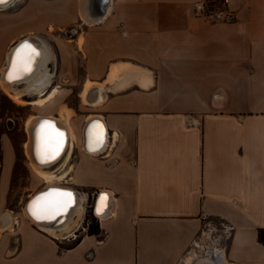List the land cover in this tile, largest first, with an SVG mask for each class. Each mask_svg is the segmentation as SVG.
I'll list each match as a JSON object with an SVG mask.
<instances>
[{
  "label": "crops",
  "instance_id": "obj_1",
  "mask_svg": "<svg viewBox=\"0 0 264 264\" xmlns=\"http://www.w3.org/2000/svg\"><path fill=\"white\" fill-rule=\"evenodd\" d=\"M222 1L0 7V76L11 48L31 37L56 45L60 58L56 76L48 64L53 82L39 97L59 77L79 86L77 105L63 102L75 134L53 166L63 187L83 200L112 197L99 235L82 220L64 235L77 243L61 256L27 228L11 264L24 254L35 257L30 264H189L203 255L264 264V0H230V23L197 13ZM98 120L108 137L93 153L86 131Z\"/></svg>",
  "mask_w": 264,
  "mask_h": 264
},
{
  "label": "bare ground",
  "instance_id": "obj_2",
  "mask_svg": "<svg viewBox=\"0 0 264 264\" xmlns=\"http://www.w3.org/2000/svg\"><path fill=\"white\" fill-rule=\"evenodd\" d=\"M14 1L4 0L0 3V7H10ZM24 42L25 44H23ZM26 45L30 48H26ZM34 49L37 50L36 53H32ZM54 57L52 45L46 43L41 45L31 37L23 38L11 48L7 55V62L0 76V86L17 104L30 103L41 110L46 109L40 114L32 115L26 121L28 132V141L25 144L26 155L32 169L38 178L44 182L45 187L30 195L23 208L26 219L30 220V225H37L38 228H42L43 231L53 235L56 239H63L65 234L79 224L84 212V201L82 194H79L77 190L71 189V187L64 188L63 174L60 173L59 175L53 170V166L63 159L64 154L69 149L72 150L75 140L70 122L71 113L65 106L59 108L58 115L54 114L51 109L57 107L56 100L61 95L60 87L55 86L45 98L39 97L44 93V88L53 82L51 80L53 75L49 72L48 64L54 60ZM35 94L38 95L36 100L26 102L25 97ZM86 132L89 134L88 139H86L87 150L93 153L100 151L106 142V137H108L104 123L100 120L94 121L89 124ZM59 133H62L63 136L60 137ZM69 193L71 194L70 201L67 196ZM103 193L98 207L95 206V214L102 219L107 218L112 206L111 194L107 191ZM57 202L59 207L51 208L47 212L43 211L45 207ZM62 213L63 215H61ZM19 222L12 212L2 213L0 215V235L5 236L6 233L12 232L14 226ZM188 261L189 264H220L206 255L198 256V258L191 256ZM224 264L230 263L226 261Z\"/></svg>",
  "mask_w": 264,
  "mask_h": 264
},
{
  "label": "rangeland",
  "instance_id": "obj_3",
  "mask_svg": "<svg viewBox=\"0 0 264 264\" xmlns=\"http://www.w3.org/2000/svg\"><path fill=\"white\" fill-rule=\"evenodd\" d=\"M64 36L71 37L72 35L65 34ZM52 46L53 48L56 47V45ZM54 51L55 57L53 65L55 66V71L53 74L56 76L60 66V58L56 48H54ZM55 86L60 87L61 95L56 100L57 107L51 109L54 114L58 115V110L63 106V102H70L71 104L77 105L78 98L76 95L79 86L76 83L67 82L63 77L54 80ZM25 100L26 102H32L36 100V97L27 96ZM45 110H41L30 103L17 104L0 86V215L4 212H12L17 220L20 221L14 226L12 232L6 233L5 236L0 235V264H11V259L19 254L24 245L22 232L27 228L29 230L34 228L36 231L44 234V240H38L37 244L43 243L42 245L45 246L52 245V247L56 248V254L61 256H63V248L72 247L77 243V240L67 241L64 238L56 239L53 235L43 231L42 228H38L37 225H30V220H27L24 215L23 207L28 201L27 199L30 198V195L45 187L44 182L38 178L32 169L26 155L25 144L28 141L26 121L32 115L40 114ZM53 170L60 175L59 167ZM83 201L84 212L80 222L84 220L83 226L88 229L91 221L87 218L89 213L95 210L96 202L94 203L93 195L90 197V200L86 199ZM93 213L98 221H100L95 212ZM30 255H23L21 258L22 264H30V262L34 261L33 258L35 257Z\"/></svg>",
  "mask_w": 264,
  "mask_h": 264
},
{
  "label": "built area",
  "instance_id": "obj_4",
  "mask_svg": "<svg viewBox=\"0 0 264 264\" xmlns=\"http://www.w3.org/2000/svg\"><path fill=\"white\" fill-rule=\"evenodd\" d=\"M229 3H230V0H223L218 5H214V7L211 6V4H201L197 6V13L201 16L206 17L209 21L213 23L234 22L236 20V15L234 11H232L229 8ZM98 197H97V200H98ZM96 206H97V202H96ZM97 217L101 218L99 216Z\"/></svg>",
  "mask_w": 264,
  "mask_h": 264
},
{
  "label": "trees",
  "instance_id": "obj_5",
  "mask_svg": "<svg viewBox=\"0 0 264 264\" xmlns=\"http://www.w3.org/2000/svg\"><path fill=\"white\" fill-rule=\"evenodd\" d=\"M94 210H92L89 215H88V220H90V225L88 227V233L90 235H99L101 233V226H100V222L98 221V219L95 217L94 215ZM94 217H93V216ZM88 224V222H87ZM259 240L260 242L264 245V228L259 230Z\"/></svg>",
  "mask_w": 264,
  "mask_h": 264
},
{
  "label": "snow or ice",
  "instance_id": "obj_6",
  "mask_svg": "<svg viewBox=\"0 0 264 264\" xmlns=\"http://www.w3.org/2000/svg\"><path fill=\"white\" fill-rule=\"evenodd\" d=\"M2 2H4V0H0V3H2ZM25 47H26V48H30V46H28V45H26ZM32 51L34 52V50H32ZM29 62H30V61H29ZM58 135H59L60 137L63 136L62 133H59ZM67 196L69 197V201H70L71 194L69 193V194H67ZM55 207H59V203H58V202L55 203V204H52V205H49V206L45 207V208L43 209V211L47 212V211H49L51 208H55Z\"/></svg>",
  "mask_w": 264,
  "mask_h": 264
},
{
  "label": "water",
  "instance_id": "obj_7",
  "mask_svg": "<svg viewBox=\"0 0 264 264\" xmlns=\"http://www.w3.org/2000/svg\"><path fill=\"white\" fill-rule=\"evenodd\" d=\"M0 5H1V4H0ZM1 8H2V7H1ZM23 44H25V42H24ZM36 52H37V50H35V49H34V52L32 51V53H36ZM103 194H104V193H101V194L99 195V197H98V200H97V207H98V203H99L101 197L103 196ZM70 207H73V206H70ZM96 211L98 212L97 208H96ZM98 213H99V212H98ZM61 215H63V213H62ZM61 215H60V216H61ZM44 221L47 222L46 220H44ZM47 223H49V222H47Z\"/></svg>",
  "mask_w": 264,
  "mask_h": 264
}]
</instances>
